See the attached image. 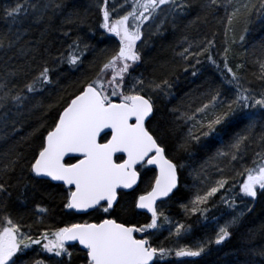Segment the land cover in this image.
Here are the masks:
<instances>
[{"label":"snow or ice","instance_id":"obj_1","mask_svg":"<svg viewBox=\"0 0 264 264\" xmlns=\"http://www.w3.org/2000/svg\"><path fill=\"white\" fill-rule=\"evenodd\" d=\"M95 5L99 23L87 31V9L69 6V0H8L0 6V19L8 22L7 31L0 32V55L6 57L0 60V264H73L77 244L80 264H195L191 258L230 239L264 197V89L247 86L251 82L242 72L248 63L258 65L257 78L264 82V39L245 48L247 59L230 64L232 46L243 47L256 24L264 29V0L198 5L95 0ZM194 6L199 12L185 28L223 8L226 39L220 58L213 55L214 38L197 42L184 35L180 50H173L178 66L165 61L149 76L139 72L149 47L145 28L154 25L151 36L161 37ZM234 24L243 25L238 37ZM97 31L115 45L93 44ZM53 33L63 37L60 48L53 47ZM89 55L88 71L73 82L74 90L64 87L53 98L51 90L66 70L80 72ZM201 57L215 69L213 78L178 98L177 67L193 83L202 75ZM34 117L36 126L13 139ZM215 143L220 146L194 166ZM253 144L260 150L244 163ZM224 161L241 163L235 177L242 181L225 175ZM37 183L55 184L63 209L95 217L34 230L22 222L23 213L14 215L7 197L10 189H19L18 207L26 209ZM168 201L178 202L184 217L213 224L212 234L181 242L193 225L168 215L163 207ZM217 204L225 209L220 217L211 215ZM34 211L43 217L50 210L37 203ZM224 215L228 219L221 224ZM164 231L163 240L155 239ZM257 231L264 232V224ZM253 235L249 229V238ZM243 252L239 264H264V246Z\"/></svg>","mask_w":264,"mask_h":264},{"label":"trees","instance_id":"obj_2","mask_svg":"<svg viewBox=\"0 0 264 264\" xmlns=\"http://www.w3.org/2000/svg\"><path fill=\"white\" fill-rule=\"evenodd\" d=\"M8 0H0V6ZM194 5H198L201 0H192ZM75 5L83 11L87 9V25L84 30L87 31V27L91 26L92 28H96L99 23V14L97 12V8L95 5V0H69V6ZM199 12V8L194 6L189 15L183 17L179 26L173 30L170 26H166L167 30L164 35L161 37H152L151 34L145 36L149 39V47L146 49L147 55L145 57V63H143L138 69L139 72H142L145 76H149L153 73L154 68L165 61L172 63L174 65H179L180 61L178 58L174 57V49L175 51H179L178 44L181 40V37L187 35L190 41H200L203 38L207 37L208 39H215V47L213 49V55L219 59V53L223 51L225 37V24L226 20L221 19L225 16L223 8L219 9L218 13L215 17L208 16L207 20H201L198 23L191 25L188 28H185V25L189 20H192L193 17ZM31 17L25 21V27L29 26ZM3 19H0V32L7 31V24H4ZM7 22V21H6ZM242 24H234L235 35L238 37L240 32L242 31ZM38 34L37 30L33 28V35ZM233 33L229 32L228 39L231 40ZM53 43L54 48H60L62 46L63 37L57 33H53L50 37ZM264 39V29H261L259 24H256L251 31V33L246 37V42L243 47L237 45H233V50L230 53V64L234 66L236 63H240L241 61L247 59L244 56L245 48L251 49V46L254 43H258ZM102 41V42H101ZM91 42L93 44H97L99 48H103L108 46L109 48L115 45V41H110L106 38H102L100 36L99 31H97L92 38ZM196 47H193V51H197ZM10 55V54H9ZM92 59V56L89 55L80 72L71 71L68 72L66 70V75L62 78L61 83L52 91V96L55 98L57 94H63L62 89L67 87L68 91H73L75 88V84L73 82H78L81 72L88 71V61ZM203 63L202 67V75L196 79L193 83H190L188 79L185 78L183 72L177 67L176 76L179 77L178 81H175L174 90L177 93V97L179 98L184 92L189 91L194 88L196 85L201 84L206 79H211L214 76L215 69L206 61L203 57L200 58ZM0 60H6V57L0 55ZM159 71V69H157ZM243 75L246 81H250L251 83L248 86L252 87L255 90L264 89V82L260 81L257 77L259 75L258 65H253L252 63H248L246 68L242 70ZM175 103V101H174ZM37 117L40 115L39 113L35 114ZM50 119V117H49ZM39 121L35 119V117L25 126L23 129L15 136L13 139H17L19 137H23L27 132L31 130L32 127H35ZM260 129H257L259 132ZM219 143H215L211 146L209 152H201L194 159V166H198L206 156L210 155L211 152H214L217 147H219ZM260 148L258 145L253 144L250 146L248 150V155L245 158L244 163H250L252 159V153L259 151ZM225 167V175L230 177H235V173L237 170L241 168V163H235V165H228L227 161H224L221 165ZM211 171V170H210ZM237 180L243 179V177H235ZM188 183L191 184L192 181L189 178ZM37 191L34 199L28 202L26 209H20L18 207L19 200L22 199L20 197L19 189H10L12 195L7 197L9 202V207L13 211L14 215H19L23 213V223L24 224H32L35 230L36 227H51L59 225V221L68 222L74 218H77L72 213L67 212L63 209L62 202L59 198L58 193L60 189L56 187L55 184L42 187L39 183L36 185ZM52 193V196L49 197L46 193ZM187 199V196L185 197ZM219 197H217V200ZM37 203H43L47 205L49 208V214L46 216H39L37 212L34 211V206ZM250 200H245L244 204H251ZM166 212L168 215L172 216L175 219H183L186 220V223L193 225V230L191 234L182 242H193L198 239H202L205 236L211 235L214 225L213 224H204L198 223L197 217H184L181 209L178 206V202L168 201L166 202ZM225 212L224 206L222 204H217L213 209L211 215H216L220 217L222 213ZM96 214L92 213L91 215L86 216L87 218H94ZM225 219H228L227 215L223 216V219H220L219 222L222 224ZM42 220L43 223L39 221ZM264 224V197L259 198L252 208V211L249 215L244 218L243 223L237 228L233 229V235L230 239H228L224 244L220 246L213 245L209 251H207L200 258H191L195 260V264H239L245 260V255L243 250L245 248H253V247H261L264 246V232L257 231L260 225ZM252 229L254 235L249 238L248 231ZM160 236H155V239L160 240ZM73 255L75 257L73 264H80V257L83 253L80 249L74 247ZM184 259V258H177ZM259 259V258H258Z\"/></svg>","mask_w":264,"mask_h":264},{"label":"rangeland","instance_id":"obj_3","mask_svg":"<svg viewBox=\"0 0 264 264\" xmlns=\"http://www.w3.org/2000/svg\"><path fill=\"white\" fill-rule=\"evenodd\" d=\"M8 1H6L5 3H7ZM116 2L117 3H120L121 2V0H116ZM4 3V4H5ZM3 4V5H4ZM128 9H127V7L126 8H124V9H122L121 11H120V14L122 15L123 14V12L124 11H127ZM4 22V24H7L8 25V22H6L5 20L3 21ZM158 22V21H157ZM154 27V25H148V27H146L145 28V36H147L148 34H151V30H152V28ZM6 29H8V28H6ZM181 41V40H180ZM183 46H187V45H183ZM179 47V46H178ZM179 50H180V48H178ZM2 131H4L3 129H0V132H2ZM156 236H160L159 238H160V240H163L166 236H167V231H164L163 232V234H156Z\"/></svg>","mask_w":264,"mask_h":264},{"label":"bare ground","instance_id":"obj_4","mask_svg":"<svg viewBox=\"0 0 264 264\" xmlns=\"http://www.w3.org/2000/svg\"><path fill=\"white\" fill-rule=\"evenodd\" d=\"M248 86V85H247ZM142 187H143V185H142ZM163 207H164V209L166 210V203H165V205H163ZM67 212H70V213H72L74 216H76L77 218H74V219H72V220H69L68 222H75V221H77V220H82V219H90V218H87L86 216H80V215H78V214H76L73 210H66ZM92 213H89L88 215H91ZM87 215V216H88ZM56 226H60V225H56ZM182 242V241H181ZM76 248H78V249H80V246L77 244L76 245ZM72 251H74L73 249H72Z\"/></svg>","mask_w":264,"mask_h":264},{"label":"water","instance_id":"obj_5","mask_svg":"<svg viewBox=\"0 0 264 264\" xmlns=\"http://www.w3.org/2000/svg\"><path fill=\"white\" fill-rule=\"evenodd\" d=\"M73 243H75V242H73Z\"/></svg>","mask_w":264,"mask_h":264}]
</instances>
